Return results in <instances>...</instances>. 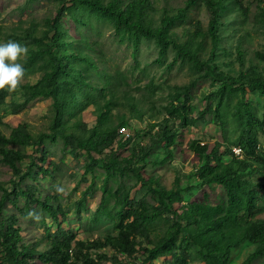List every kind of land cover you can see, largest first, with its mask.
<instances>
[{"label":"rangeland","instance_id":"1","mask_svg":"<svg viewBox=\"0 0 264 264\" xmlns=\"http://www.w3.org/2000/svg\"><path fill=\"white\" fill-rule=\"evenodd\" d=\"M90 1L0 0V43L12 40L29 50L20 61L25 79L1 107L0 129L9 139L17 131H26L35 140L48 135L40 146L7 147L29 159L16 162L24 172L18 176L0 155V188L32 191L56 209L54 218L42 206L29 205L22 195L13 196L0 209V232L17 219L18 247L26 246L36 264L54 237L71 239L75 250L78 242L85 243L84 251L102 264H143L148 254L143 248L153 247L172 222L166 219L157 190H177L179 200L169 209L180 213L182 205L195 201L225 211L224 188L202 184L198 173L206 162L215 165L214 148L223 163H230L231 148L248 149V137L258 158H250L252 168L245 178L259 192L264 210V128L256 122L264 123V60L259 57L264 53V0H243L242 6L225 0L214 59L209 34L214 9L209 3L219 0H196L191 6L189 0H150L140 23L118 19L128 0H101L98 6ZM180 10L185 17L165 27L166 17H176ZM60 14L55 29L51 21ZM157 30L164 31L165 47L149 36ZM48 34L57 35L62 44L54 47L45 38ZM52 47L71 70V75L56 76L68 82L58 90V104L48 95L46 79L56 69L54 58L44 53ZM158 127L168 128L174 140L159 141L146 160H138L139 150L152 144ZM111 132L115 143L100 153L97 134ZM198 144L206 145V154L195 150ZM40 168L51 175L41 174ZM57 187L64 192L58 193ZM126 196L146 204L151 214L144 219L146 237H137L138 252L131 258L113 247H92L93 242L118 234ZM2 198L0 189V204ZM32 210L40 216L38 221L28 218ZM158 210L160 216L155 214ZM256 218L264 219L263 211ZM182 235L176 237L172 251L145 264H179L183 249L187 264H207L199 248ZM256 249V244L243 242L231 250L230 264H242ZM252 264H264V256Z\"/></svg>","mask_w":264,"mask_h":264},{"label":"trees","instance_id":"2","mask_svg":"<svg viewBox=\"0 0 264 264\" xmlns=\"http://www.w3.org/2000/svg\"><path fill=\"white\" fill-rule=\"evenodd\" d=\"M78 1V0H74ZM80 1V0H79ZM150 0H128V3L123 11L118 13V19L122 21H129L135 19L137 22H141L145 15V10ZM85 2V1H84ZM93 5H100L101 0H91ZM196 0H189L188 5L195 4ZM225 0L211 1L209 7L214 9L213 20L209 28V34L213 40V51L211 59L216 58L218 44L220 37L218 35L217 22L220 12L225 8ZM239 5H243V0H236ZM63 15H59L56 21H51L52 24L58 22L59 18ZM184 11L180 10L176 17H166L165 27L174 19L184 18ZM200 35L197 32L196 35ZM149 36H154L159 39V42L164 45L165 36L163 30H157L151 33ZM45 38H49L54 42L55 46H60L62 43L57 35L51 37L48 34ZM38 44L45 43L44 39H35ZM48 48L44 53L51 55L56 61V69L53 74L49 75L46 79L50 86L48 93L55 103L60 101L58 90L64 84L68 82L59 81L57 74L71 75L70 68L64 65V57H58L54 55L53 48ZM165 47V45H164ZM180 51H185L184 48L178 47ZM189 52V51H187ZM190 55V53H187ZM196 57V55H191ZM259 57L264 60V53H259ZM206 64V63H205ZM45 80V79H44ZM37 90L38 86L32 87ZM39 92H35L34 95L38 96ZM9 93L7 91H0V124L1 120V107L6 103ZM188 104L184 106L185 110ZM248 109V107H246ZM260 127L264 128V123L259 122ZM160 130L161 128L158 127ZM99 138V152L103 153L108 150L115 143V133H98ZM48 138V135H41L38 140L25 132H15L12 138L6 137L0 129V155L3 158V162L10 166L16 175L22 176L24 172L18 168L16 162H25L29 158L20 156L7 150V147L11 145L15 146H40L43 145L44 139ZM152 144L148 147H141L138 160H146L152 147L159 141L165 140L166 144H170L174 140V134L165 128L160 130L154 137ZM248 149H245V157L241 160L234 159L230 163H223L220 156H216L217 149L212 150L213 160L215 165L206 162L198 173L199 180L204 185H219L224 188L227 195V208L225 211L221 210L217 206H211L203 201H195L193 203H186L180 208L182 212L178 210L169 209V206L175 200H179V192L177 190H164L159 188L157 190L162 203L164 212L167 213L166 219H170L172 222L164 237H162L153 247H144L143 249L148 253L142 260L143 264L158 257L163 251L170 252L177 246L176 237L179 234L182 235L184 241L191 242L199 248V254L207 262V264H230L231 250L237 248L243 242H250L257 245V249L254 253L242 264H252V262L264 256V219L256 218L259 211L264 210L260 205L261 197L258 191L254 190V186L245 178L251 168L250 158H258L257 149L253 145V140L247 138ZM199 154H206L208 148L206 145L201 146L198 144L195 149ZM233 155V154H232ZM135 156V155H134ZM46 158L43 157L41 162L46 163ZM131 163V162H129ZM40 173L46 176H50L49 170L40 168ZM141 178V177H140ZM3 192L2 202L0 209L3 210L7 201H11L13 196L22 195L27 198L29 205H39L49 211L51 215L56 217V209L49 205V199L43 201L42 198L36 197L32 191L15 190L10 192L5 188H0ZM122 207L124 210L120 213V220L117 223L118 234L116 236H108L105 241L93 242V248L113 247L116 251L124 253L128 258H131L136 252H138L137 244L138 236L146 237V227L144 219H147L151 214L147 209L146 204L136 203L130 201L128 196L122 199ZM160 216L161 210L155 212ZM7 228L1 230L0 235L2 242L0 243V264H36V257L32 255L26 246L19 248L18 245L21 242V228H17V219H11ZM71 239H65L60 241L58 237H54L52 240L51 248L45 253L40 255L41 263L38 264H102L99 259L91 257L86 250V244L78 242V249L75 250L72 247ZM70 251L73 252V260L70 255ZM188 254L186 250H182V257L179 256V264H187ZM72 260V261H71ZM118 264H127V262H121ZM131 264V263H130Z\"/></svg>","mask_w":264,"mask_h":264},{"label":"clouds","instance_id":"3","mask_svg":"<svg viewBox=\"0 0 264 264\" xmlns=\"http://www.w3.org/2000/svg\"><path fill=\"white\" fill-rule=\"evenodd\" d=\"M28 48L16 41L9 40L0 43V91L17 92L25 79L26 70L20 62L28 54ZM58 193H63V187H57ZM28 218L39 220L35 210L28 212Z\"/></svg>","mask_w":264,"mask_h":264},{"label":"built area","instance_id":"4","mask_svg":"<svg viewBox=\"0 0 264 264\" xmlns=\"http://www.w3.org/2000/svg\"><path fill=\"white\" fill-rule=\"evenodd\" d=\"M121 131H122L123 133H126V132H127V130H126L125 127H123V128L121 129ZM231 151H232L233 156H234L236 159L241 160V159H243V158L245 157V151H244L243 147L240 146V145L232 147V148H231ZM70 255H71L72 260H73V252H72V251H70ZM72 260H71V261H72Z\"/></svg>","mask_w":264,"mask_h":264}]
</instances>
